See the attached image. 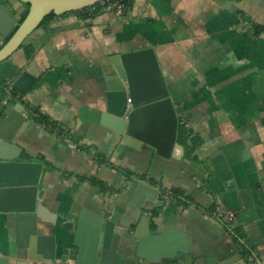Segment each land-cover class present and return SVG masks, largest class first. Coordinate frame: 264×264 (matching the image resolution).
<instances>
[{
	"label": "crops",
	"instance_id": "1",
	"mask_svg": "<svg viewBox=\"0 0 264 264\" xmlns=\"http://www.w3.org/2000/svg\"><path fill=\"white\" fill-rule=\"evenodd\" d=\"M2 1L20 17L24 3ZM89 13L52 17L0 62V77L24 68L37 75L23 101L60 129L30 114L15 137L18 159L44 164L39 194L47 217L66 228L72 212L86 206L130 227L152 211L153 228L189 233L190 251L150 264H264V31L254 27L264 24V0H132L121 15ZM146 46L155 48L189 129L190 154L136 149L100 123L109 56ZM138 178L183 190L185 204L163 192L165 205L154 215L151 201L131 199ZM224 221L244 233L250 256ZM16 239L13 214L0 211V254L13 263ZM71 242L57 238L56 264L68 259ZM113 264L143 263L118 257Z\"/></svg>",
	"mask_w": 264,
	"mask_h": 264
},
{
	"label": "water",
	"instance_id": "2",
	"mask_svg": "<svg viewBox=\"0 0 264 264\" xmlns=\"http://www.w3.org/2000/svg\"><path fill=\"white\" fill-rule=\"evenodd\" d=\"M18 1L30 4L20 22L0 0V62L40 26L47 12L62 14L99 0ZM109 59L112 67L104 76L100 123L136 149L154 147L166 158L176 156L177 149L183 154L184 146L177 141L176 105L155 48L122 51ZM37 78L24 68L14 78L0 82V211L13 214L17 239L11 252L19 258L13 263L0 254V264H56L57 238L61 236L65 241L72 237L71 244L65 243L69 256L63 264H113L118 257L150 264L178 251L189 252V233L171 225L153 228L152 211H145L137 225L130 227L118 226L112 218L86 206L72 212L66 228L47 217L39 194L44 164L18 159L21 147L15 142L30 115L23 96ZM159 193V186L138 178L131 199L138 206L151 201L154 207H163L166 200L159 198Z\"/></svg>",
	"mask_w": 264,
	"mask_h": 264
},
{
	"label": "trees",
	"instance_id": "3",
	"mask_svg": "<svg viewBox=\"0 0 264 264\" xmlns=\"http://www.w3.org/2000/svg\"><path fill=\"white\" fill-rule=\"evenodd\" d=\"M29 6H30L29 3H24V9H23V11H22V13H21V15L19 17V22L22 21L23 18L25 17V15L27 14ZM74 11L83 13L86 16H91L90 15L91 13H89V11H88V6H85V7L79 8V9L66 11L64 13L74 12ZM56 15H58V14H56L53 10L47 12L45 14L44 19H43L42 23L40 24V26L46 24L52 17H54ZM254 27H255V31L256 32L264 31V24H255ZM13 31H14V29H13ZM12 32L6 38L10 37ZM1 81H6V78L1 76L0 77V82ZM28 109H29L30 114L37 121L48 125L53 130H55V129L60 130L59 127L56 124V121L53 120L52 118H50L49 115H47L46 113H43L38 108H34V107L30 106V105H28ZM188 136H189V129H188L187 125L184 122H182L181 120H179L178 132H177V141L179 143L183 144L186 152L190 154L192 152V148H191V146H190V144L188 142ZM126 173H128V177H131L134 174L132 171H128V170H126ZM84 178H88L89 180L100 184L101 187H103V188L107 187V185L105 183H103L100 179H98L96 176H86ZM157 186H159V185H157ZM159 188H160V193L159 194H161L163 192H167L169 194V196L175 197V198H177L178 201H180L181 203L185 204L186 196L184 195L183 190H181L179 188H171L170 190H168V189H163L161 186H159ZM162 199H165V198H162ZM158 212H159V207H157L154 210V215H157ZM224 223H225V227L233 235V238H234L235 242L237 243V245L239 246L243 256H245V257L250 256L252 254V250L253 249H252V247L250 245H248L244 241V233L240 230L239 227L230 226V222L224 221ZM151 224L154 225L153 221H152Z\"/></svg>",
	"mask_w": 264,
	"mask_h": 264
},
{
	"label": "built area",
	"instance_id": "4",
	"mask_svg": "<svg viewBox=\"0 0 264 264\" xmlns=\"http://www.w3.org/2000/svg\"><path fill=\"white\" fill-rule=\"evenodd\" d=\"M132 0H99L91 5H88L89 11H115L117 14L121 15L129 3Z\"/></svg>",
	"mask_w": 264,
	"mask_h": 264
}]
</instances>
